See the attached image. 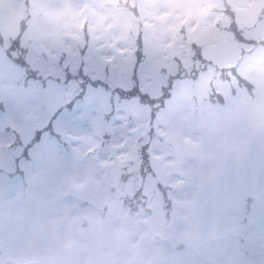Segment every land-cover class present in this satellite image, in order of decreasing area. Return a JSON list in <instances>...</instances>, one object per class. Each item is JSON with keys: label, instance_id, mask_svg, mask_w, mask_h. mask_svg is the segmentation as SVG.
I'll list each match as a JSON object with an SVG mask.
<instances>
[{"label": "rangeland", "instance_id": "1", "mask_svg": "<svg viewBox=\"0 0 264 264\" xmlns=\"http://www.w3.org/2000/svg\"><path fill=\"white\" fill-rule=\"evenodd\" d=\"M90 1L37 2L36 78L0 72V170L12 174H0V246L59 264H264V0H226L233 18L221 0ZM191 55L210 65L153 122L138 99L97 85L139 79L159 97L164 71L181 60L190 72ZM149 142L171 209L148 169L138 178ZM152 233L170 247L149 245Z\"/></svg>", "mask_w": 264, "mask_h": 264}, {"label": "flooded vegetation", "instance_id": "2", "mask_svg": "<svg viewBox=\"0 0 264 264\" xmlns=\"http://www.w3.org/2000/svg\"><path fill=\"white\" fill-rule=\"evenodd\" d=\"M39 1L40 0H0V72H6L7 70H22L26 73L29 67L28 61L32 63L30 59L28 60L29 55L27 51L28 49L31 50V47H28L27 43L28 41H37L38 39L37 36L29 34V31L33 29L32 27L35 25L34 21L37 20L33 18L32 11H35V4ZM47 1L53 2V0ZM68 1L73 4L77 1L80 5L84 3L83 0ZM86 4H91V1L89 0ZM41 14L42 13H39V16H41ZM30 70L33 72L32 69ZM6 172L8 173V170L4 168L0 170V174L6 175ZM6 186L7 185L4 183L3 187L6 188ZM9 244V241H2V246H0V264H28L35 262L59 264L38 259L27 260L22 257V253L19 251L17 253L16 251L10 253ZM140 244H138V246H140ZM150 244L151 242H149V245ZM155 244L160 246L158 243ZM13 254H18V257H14ZM88 254L91 255L89 251L85 252L87 258ZM136 255H138V253ZM200 261L201 257L199 263ZM60 264H62V262Z\"/></svg>", "mask_w": 264, "mask_h": 264}, {"label": "trees", "instance_id": "3", "mask_svg": "<svg viewBox=\"0 0 264 264\" xmlns=\"http://www.w3.org/2000/svg\"><path fill=\"white\" fill-rule=\"evenodd\" d=\"M223 5L227 8L228 14L231 16V18L234 17V14H231V5L230 3H228L226 0H221ZM139 15V14H138ZM137 14H134V16L136 17V19L140 20V17ZM140 23V22H139ZM234 26V25H233ZM237 26V25H236ZM234 29L236 30V27H234ZM247 30V29H244ZM248 31V30H247ZM241 33H239L238 31L236 33H238V38L241 40L243 37L244 39L242 40H247L246 35L244 32V35L242 36L243 33V29L240 30ZM246 44H250L253 43V40H247ZM257 42V41H256ZM255 44V43H253ZM257 44V43H256ZM138 54V62L136 63V68H139V64L142 63V54L137 53ZM141 57V58H140ZM196 57V58H195ZM191 59H193V66H191L190 68V72L188 71L187 67L184 66V64L182 63L181 60H176L177 63V69L178 72L175 75H172L170 73H168L167 71H164L165 75H166V84L162 87L161 91H162V95L159 97H152L150 95V93H141L140 92V87H139V79H137L135 81V84L133 86L132 91H122L121 89H113L109 84H103L102 81H97V85H100L102 87H104V89L106 90V92L113 97L114 95H119L120 98L122 99H126V100H131V98H136L138 99V102L143 105V106H147L150 109V119L153 122L156 118L157 112L161 109L165 108V101H168L170 99H173L175 96V89L184 81H189V82H193L195 81V77L196 75L200 74L201 72L206 71V68L208 67V65H210L209 62H206L205 59H202L199 56V65H198V57L197 55L193 57V55H191ZM204 62V66L203 65ZM29 69V67L27 68ZM30 71V70H29ZM30 73V72H29ZM192 74V75H191ZM195 75V77H194ZM136 79V78H135ZM87 83H89L90 81L87 79L86 80ZM151 128H152V124H151ZM153 129V128H152ZM151 132H154L153 130ZM153 138V136L151 137V139ZM150 139V142H151ZM149 144L146 147L141 148L140 151V156L141 158V162L142 164L140 165L141 170L138 174V178H142L143 179V186H144V180L147 177L148 173L151 177H153V179H155L156 181V185L158 186V188L160 189V194H161V199L164 203H166V207L167 209H171L172 205L170 204V200L168 198V191H166L164 189L165 185L162 184L158 178L156 177L155 171L153 169L152 172V168H151V161H149L148 159V149H149ZM146 169H148V173L146 171ZM164 212V210H163ZM165 214H168V216L166 217V221L168 223V220L171 219V217L173 216V214L171 213V211H165Z\"/></svg>", "mask_w": 264, "mask_h": 264}, {"label": "water", "instance_id": "4", "mask_svg": "<svg viewBox=\"0 0 264 264\" xmlns=\"http://www.w3.org/2000/svg\"><path fill=\"white\" fill-rule=\"evenodd\" d=\"M85 1H88V0H85ZM154 239L156 241L162 242V243L167 244V245H169L171 242L169 239L162 238L161 235H155ZM29 264H31V263H29ZM34 264H42V263H34Z\"/></svg>", "mask_w": 264, "mask_h": 264}]
</instances>
